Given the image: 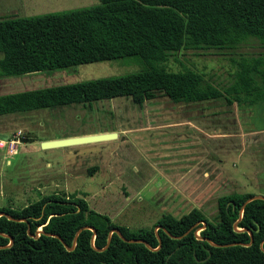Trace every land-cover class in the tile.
<instances>
[{"label":"trees","instance_id":"16d2710c","mask_svg":"<svg viewBox=\"0 0 264 264\" xmlns=\"http://www.w3.org/2000/svg\"><path fill=\"white\" fill-rule=\"evenodd\" d=\"M250 40L264 48V0H99L74 10L0 16V77L131 55L145 65L0 94V117L117 97L141 105L158 96L189 104L230 102L232 95L264 109V56L232 60L236 70L222 88L188 67L164 66L181 50L231 51ZM252 195L217 196L214 220L193 207L130 228L89 207L82 195L41 194L22 206H0V264H264V199L247 201Z\"/></svg>","mask_w":264,"mask_h":264},{"label":"rangeland","instance_id":"374dc122","mask_svg":"<svg viewBox=\"0 0 264 264\" xmlns=\"http://www.w3.org/2000/svg\"><path fill=\"white\" fill-rule=\"evenodd\" d=\"M98 3L0 0V16L27 17ZM241 56L263 57L264 48L250 40L231 51L181 50L169 56L164 66L170 70L188 67L222 88L231 83L236 70L232 60L239 61ZM144 66L141 58L131 55L0 77V94L118 76ZM229 99L185 104L158 96L137 105L117 97L1 116L0 143H6L0 148V206H22L50 192L76 193L89 207L130 228L148 227L163 213L178 217L193 207L214 220L217 196L264 194V172H259L264 109L249 108L232 95ZM102 132L115 136L40 146L44 140ZM9 140L14 141L9 144Z\"/></svg>","mask_w":264,"mask_h":264},{"label":"water","instance_id":"95a60500","mask_svg":"<svg viewBox=\"0 0 264 264\" xmlns=\"http://www.w3.org/2000/svg\"><path fill=\"white\" fill-rule=\"evenodd\" d=\"M115 136L114 132H102V133H96V134H87V135H81V136H70V137H64V138H58V139H51V140H44L40 142V146L42 148H49V147H58V146H68L73 144H81V143H89V142H96L100 140L105 139H111ZM253 198H262L264 199V196L261 195H252L247 199H253ZM2 215V213H0ZM158 228V226H156ZM115 231V230H113ZM250 236V232H248ZM76 236V235H75ZM75 236L73 237L72 244L70 247H67L68 250H70L74 245ZM251 236L249 243L251 242ZM130 241H141L139 239H133ZM108 242V240H107ZM10 243V240H9ZM147 245V244H146Z\"/></svg>","mask_w":264,"mask_h":264},{"label":"crops","instance_id":"0c3cea01","mask_svg":"<svg viewBox=\"0 0 264 264\" xmlns=\"http://www.w3.org/2000/svg\"><path fill=\"white\" fill-rule=\"evenodd\" d=\"M259 133H261V136H262V139L261 138H259V172H264V170L262 171V169H260V166H262L263 168H264V166H263V161H264V157H262L261 155H260V152L261 153H263L264 152V127H262V126H259ZM10 141H11V143H12V141L13 140H9L8 141V143L9 144H11L10 143ZM3 141H1V143L0 144H2V145H0V148H2L3 146H4V144L6 143V142H3ZM6 152H8V151H6ZM5 152V153H6ZM261 163V164H260ZM264 176V175H263ZM259 195H261V196H264V194H259Z\"/></svg>","mask_w":264,"mask_h":264},{"label":"built area","instance_id":"2783aa9c","mask_svg":"<svg viewBox=\"0 0 264 264\" xmlns=\"http://www.w3.org/2000/svg\"><path fill=\"white\" fill-rule=\"evenodd\" d=\"M13 141H14V140H13ZM13 141H12V142H13ZM10 143H11V141H10ZM0 145H2V144H0Z\"/></svg>","mask_w":264,"mask_h":264}]
</instances>
